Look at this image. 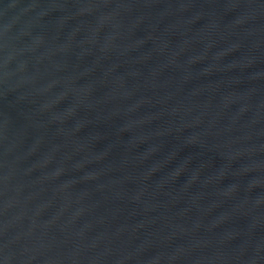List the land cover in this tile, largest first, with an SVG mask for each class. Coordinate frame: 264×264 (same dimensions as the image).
<instances>
[{"label":"water","instance_id":"water-1","mask_svg":"<svg viewBox=\"0 0 264 264\" xmlns=\"http://www.w3.org/2000/svg\"><path fill=\"white\" fill-rule=\"evenodd\" d=\"M0 264H264V0H0Z\"/></svg>","mask_w":264,"mask_h":264}]
</instances>
